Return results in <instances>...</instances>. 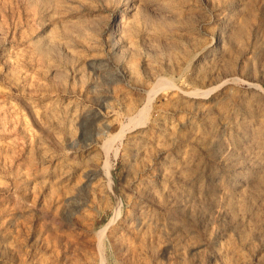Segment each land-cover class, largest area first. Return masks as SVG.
Returning a JSON list of instances; mask_svg holds the SVG:
<instances>
[{
  "label": "rangeland",
  "instance_id": "rangeland-1",
  "mask_svg": "<svg viewBox=\"0 0 264 264\" xmlns=\"http://www.w3.org/2000/svg\"><path fill=\"white\" fill-rule=\"evenodd\" d=\"M0 264H264V0H0Z\"/></svg>",
  "mask_w": 264,
  "mask_h": 264
},
{
  "label": "bare ground",
  "instance_id": "bare-ground-1",
  "mask_svg": "<svg viewBox=\"0 0 264 264\" xmlns=\"http://www.w3.org/2000/svg\"><path fill=\"white\" fill-rule=\"evenodd\" d=\"M259 158H261V157H259ZM260 162V161H259Z\"/></svg>",
  "mask_w": 264,
  "mask_h": 264
}]
</instances>
